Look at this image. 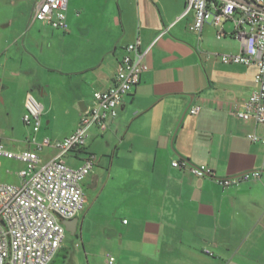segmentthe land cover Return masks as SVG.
I'll list each match as a JSON object with an SVG mask.
<instances>
[{"label": "crops", "instance_id": "crops-1", "mask_svg": "<svg viewBox=\"0 0 264 264\" xmlns=\"http://www.w3.org/2000/svg\"><path fill=\"white\" fill-rule=\"evenodd\" d=\"M185 5V0H69L64 35L41 21L42 49L55 38L62 49L38 64L30 55L26 61L21 53H9L20 36L10 28L7 49L0 40V103L12 99L9 77L32 75L37 65L40 76L30 82L23 107L28 93L37 94L49 128L55 110H64L67 128L50 131L52 139H62L94 105V93L115 84L126 46L140 39L142 48L150 47L140 83L107 130L92 127L86 148L66 156L71 166L88 153L104 156H96L84 187L107 206L108 243L117 246L126 264H264V144L248 138L253 132L264 138V125L234 113L257 89V66L224 63L219 54L242 50L234 24L224 23L218 37L221 28L206 22L198 35L189 29L194 13L181 17ZM36 21L32 14L30 25ZM193 106L201 107L198 114L190 112ZM37 136L41 140L46 133L40 129ZM19 145L7 148H33ZM46 149L44 161L55 152ZM177 159L209 165L216 178L249 171L261 176L225 187L215 177L174 168ZM84 212L74 233L81 236L90 215Z\"/></svg>", "mask_w": 264, "mask_h": 264}, {"label": "built area", "instance_id": "built-area-1", "mask_svg": "<svg viewBox=\"0 0 264 264\" xmlns=\"http://www.w3.org/2000/svg\"><path fill=\"white\" fill-rule=\"evenodd\" d=\"M69 0H41L33 13L39 20L61 31H68L67 8ZM181 17L193 12L189 29L200 35L206 22H213L221 30L223 24H234L233 36L242 44L238 54H219L224 63L256 65L257 89L244 100L243 110L234 113L244 120L264 125V0H185ZM168 29L163 30L160 38ZM126 53L118 62L115 84L108 90L94 93V105L85 111L77 128L68 136L56 140L48 136L38 139L42 126L43 103L33 94L25 99L24 123L32 130L27 142L32 149L14 151L3 142L0 131V159H15L25 166L19 170L21 183L16 185L0 181V264H51L62 248L66 227L64 220L78 217L85 209L84 182L96 165V155L88 153L82 163L71 166L66 156L86 148L90 130L108 128V121L116 118L125 96L141 81L147 70L145 59L150 49L141 47V40L126 46ZM200 106L190 109L198 114ZM253 142L264 144L258 133L248 134ZM53 149L52 157L44 161L42 152ZM178 169H188L199 178L215 177L212 167L194 165L185 159L172 161ZM261 171L244 172L234 177L216 178L225 186L260 178ZM126 222V220H125ZM108 263L116 258L108 255Z\"/></svg>", "mask_w": 264, "mask_h": 264}, {"label": "rangeland", "instance_id": "rangeland-1", "mask_svg": "<svg viewBox=\"0 0 264 264\" xmlns=\"http://www.w3.org/2000/svg\"><path fill=\"white\" fill-rule=\"evenodd\" d=\"M37 1L0 0V40H2V49L9 47L8 42H6L12 36L9 29H15L13 35L18 30L20 31L19 42L9 53H21L26 61L29 60L28 55H30L37 62L36 64L40 63V59L44 56L53 58L62 49L60 42L56 38L53 39L52 45L45 42L44 49H42V37L38 31L41 21H36L30 25L33 9ZM225 24L228 26L232 25L231 21H227ZM50 31L64 35L59 30L50 28ZM28 42H30L31 46L28 45ZM27 47H30L33 52L29 51ZM39 70L37 65H35V70L32 75H20V77L12 79L9 77L8 89L12 99L6 103H0V131L3 134V142L6 147L11 148L14 143L20 144L21 149L28 147L26 138L31 137L32 130L23 121V115L25 113L23 98L26 91H30L32 85H34V82L33 84L30 82L34 81L38 75L40 76ZM55 112L56 118L52 121L50 128L45 123V116L42 115L41 131H45L46 136L50 138L54 137L50 132L51 128H55L57 133H62L70 121V117L64 113V110L57 109ZM99 139H102V137H99ZM45 153L51 154L52 151L46 149ZM96 156L97 160L104 158L101 153H97ZM21 168L22 164L18 161L1 158L0 181L16 185L20 184L21 179L18 176V172ZM84 191L86 195L84 215L86 216L90 212L84 227V235L81 236L79 233L72 234L66 231L62 248L54 258V264H108V255H113L116 258V264H126L121 261L117 246L110 245L106 237V228L104 226L106 217L104 213L107 206L103 203L102 199L97 201L93 190L88 188V186L84 187ZM239 263L241 264V262ZM248 263L257 264L253 261H249ZM135 264L140 263L137 262Z\"/></svg>", "mask_w": 264, "mask_h": 264}, {"label": "water", "instance_id": "water-1", "mask_svg": "<svg viewBox=\"0 0 264 264\" xmlns=\"http://www.w3.org/2000/svg\"><path fill=\"white\" fill-rule=\"evenodd\" d=\"M79 218L75 217L72 219L64 220L63 223L66 227V230L74 234L77 230V224H78Z\"/></svg>", "mask_w": 264, "mask_h": 264}, {"label": "trees", "instance_id": "trees-1", "mask_svg": "<svg viewBox=\"0 0 264 264\" xmlns=\"http://www.w3.org/2000/svg\"><path fill=\"white\" fill-rule=\"evenodd\" d=\"M51 264H54V260H53V262Z\"/></svg>", "mask_w": 264, "mask_h": 264}, {"label": "flooded vegetation", "instance_id": "flooded-vegetation-1", "mask_svg": "<svg viewBox=\"0 0 264 264\" xmlns=\"http://www.w3.org/2000/svg\"><path fill=\"white\" fill-rule=\"evenodd\" d=\"M94 168H95V166H94ZM94 168H93V170H94ZM93 170H92V172H93Z\"/></svg>", "mask_w": 264, "mask_h": 264}]
</instances>
